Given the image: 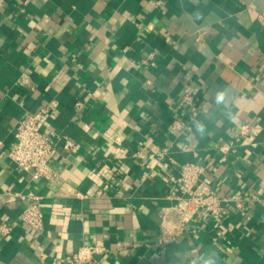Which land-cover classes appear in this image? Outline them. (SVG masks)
Here are the masks:
<instances>
[{"label":"crops","instance_id":"crops-1","mask_svg":"<svg viewBox=\"0 0 264 264\" xmlns=\"http://www.w3.org/2000/svg\"><path fill=\"white\" fill-rule=\"evenodd\" d=\"M263 72L264 0H0V149L43 106L39 129L73 142L57 143L55 182L0 160V264H55L83 245L102 249L94 264H264L257 201L156 244L180 163L203 165L199 182L218 197L264 200ZM241 124L254 133L239 137ZM7 192L38 196L40 231L18 221L25 201Z\"/></svg>","mask_w":264,"mask_h":264},{"label":"built area","instance_id":"built-area-1","mask_svg":"<svg viewBox=\"0 0 264 264\" xmlns=\"http://www.w3.org/2000/svg\"><path fill=\"white\" fill-rule=\"evenodd\" d=\"M154 55L149 53L140 63L147 64ZM264 73V72H263ZM181 106L188 110L190 119L197 116V108L189 93H184L179 99ZM77 107L80 106L76 102ZM48 108L43 106L35 112L25 113L17 122L12 146L8 150L0 149V160L7 158L18 169L30 174L33 180L56 181V174L51 167L50 161L56 153L58 141H62L64 150L69 151L73 142L66 136H57L52 130L39 129L42 116L47 113ZM170 128L176 132L185 130L183 121L174 120ZM237 134L241 138H247L254 133L249 124H241L237 127ZM204 166L195 162H183L178 164L179 192L170 196L171 203L160 209L159 233L156 244L166 246L176 241L185 231L194 217L203 219L209 217L224 216L228 205L239 209L242 201H257L264 205V200L251 193L247 197L238 194L218 197L208 187L201 184L199 180L204 174ZM258 178L264 183V168L258 171ZM106 185L97 191L98 194L106 189ZM7 195L24 200L25 204L18 214V221L38 232L43 227V212L36 195H23L19 192H7ZM10 233L9 222L0 223V235L7 236ZM102 249L98 246L83 245L68 260L58 259L55 264H94V256L101 254ZM46 254H40L42 262Z\"/></svg>","mask_w":264,"mask_h":264},{"label":"clouds","instance_id":"clouds-1","mask_svg":"<svg viewBox=\"0 0 264 264\" xmlns=\"http://www.w3.org/2000/svg\"><path fill=\"white\" fill-rule=\"evenodd\" d=\"M224 100H225V96L223 93L217 94V102L218 103H222V102H224Z\"/></svg>","mask_w":264,"mask_h":264}]
</instances>
